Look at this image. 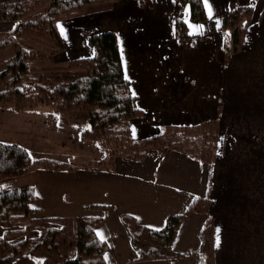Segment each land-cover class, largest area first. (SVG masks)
Masks as SVG:
<instances>
[{"label": "crops", "instance_id": "1", "mask_svg": "<svg viewBox=\"0 0 264 264\" xmlns=\"http://www.w3.org/2000/svg\"><path fill=\"white\" fill-rule=\"evenodd\" d=\"M203 1L207 14L204 20L192 18L189 3L178 0H116L103 7L101 3L89 4L92 8L85 6L68 19L57 20L63 47L53 55L54 60L91 56L94 47L89 43V35L115 30L124 73L142 109V116L130 120L134 138L155 134L164 124H194L216 118L221 93L228 82L226 67L221 69L226 37L221 28L222 19L232 6H252L251 20L239 51L246 55L264 40V0ZM178 17L187 25L190 38L186 42H181L175 33ZM14 29L13 21L0 20L1 33H11ZM0 115V140L16 142L27 149L33 145L50 146L51 140L40 135L45 128L42 125L45 122L50 127L59 125L53 112L16 113L0 108ZM82 129L75 130L80 139L73 155L55 158L76 166L75 169L36 168L16 184L34 187L38 200L32 203L30 219L66 220L65 232L58 239L63 257L58 258L41 247L33 256L23 252L3 264H43L46 258L52 259L51 264H61L73 258L77 253L75 218L78 216L101 219L96 234L106 242L107 264H264V222L244 223L246 202H234L232 196L245 198L243 180L257 170L264 174L263 159L258 156L249 162L234 159L231 166L236 171L226 165L219 174L215 164L212 166L177 150L169 149L160 155L157 150L149 149L141 161L118 156L113 170L84 168V160H98L103 157V151L95 142L80 137ZM14 130L16 134L8 137L2 133ZM72 130H68L64 141L72 138ZM76 150L81 152L78 156ZM240 163L246 165L245 170ZM196 197H209V212L189 209ZM172 214L182 215L171 242V251L178 255L141 258L123 215L132 216L139 226L162 229ZM210 218L214 221V255L204 259L200 253V231ZM35 232L40 237L44 229L30 230L26 235L33 238ZM141 245L144 249L161 246L149 236L143 238Z\"/></svg>", "mask_w": 264, "mask_h": 264}, {"label": "trees", "instance_id": "2", "mask_svg": "<svg viewBox=\"0 0 264 264\" xmlns=\"http://www.w3.org/2000/svg\"><path fill=\"white\" fill-rule=\"evenodd\" d=\"M104 1L107 0L0 1V20L15 23L13 32H0V51L6 48L13 50L12 57L5 61L6 69L0 71V84L5 85L4 89L0 88V106L20 111L34 108L38 103H49L60 125L70 123L76 115H86L89 125L80 131V137L94 141L103 151V157L98 160H85L82 164L84 168L113 170L118 156L141 161L149 149L157 150L160 155L174 149L212 165L216 143V129L212 127V120L196 124H164L155 134L143 139L133 137L130 120L139 117L142 109L138 106L137 99L131 92L130 82L125 76L116 31L91 33L89 43L94 47V54L71 59L69 66L74 72L70 73L69 78L52 83L37 82L30 85L29 90L23 85L31 58L35 54L34 49L20 42L22 31L27 28L45 31L58 40V46L63 47L57 20L68 19L87 4ZM179 1L189 3L192 18H207L203 0ZM251 11V5H237L231 7L223 17L221 28L226 32L225 52L228 56L240 49ZM175 33L183 42L189 36L186 22L182 18L175 19ZM36 168L73 170L76 166L47 158H35L25 146L0 140V179L15 177ZM37 200L34 187L30 184L0 190V225L5 228L0 236V253L7 252L0 257V264L11 262L23 252L33 256L41 247H45L58 258L63 257L58 239L65 232L66 220L62 217L30 219L32 203ZM209 205V197H196L189 209L206 213L209 212ZM123 219L141 258L155 259L178 255L171 251V242L181 222V214L170 215L162 229L139 226L130 215H123ZM100 223V218H75L77 253L61 264H107L104 257L106 242L96 234ZM42 228L44 233L40 237L31 238L26 235L30 230ZM200 234V253L204 259L212 257L213 218L203 225ZM145 236L159 242L161 246L144 249L141 244ZM51 262L52 259L49 258L42 260L43 264Z\"/></svg>", "mask_w": 264, "mask_h": 264}, {"label": "rangeland", "instance_id": "3", "mask_svg": "<svg viewBox=\"0 0 264 264\" xmlns=\"http://www.w3.org/2000/svg\"><path fill=\"white\" fill-rule=\"evenodd\" d=\"M104 2H107V4H103ZM104 2H101V7L109 5L108 3L110 1L107 0ZM91 4L99 5V3ZM92 5L87 4L86 7L92 8ZM38 9H36V11ZM252 11L250 14V20ZM189 38L190 35L186 38V41ZM19 40L22 44L34 49L33 54H35V56L31 58L29 72L23 79V85L25 87L27 86V90L30 89V85H34L37 82L52 83L58 80H65L67 79V77L69 78L70 73L73 74L74 71H72L69 66V61L73 58H67L66 61L54 60L53 55L61 49V47L58 46V40L54 36L39 29L28 28L25 34H20ZM263 44L264 40H260L254 50H250L248 54H243V56L241 55V52H239L242 44L238 51L232 52L229 56L225 52L224 66H222L221 69H223V67H226L228 82L227 86L221 93L222 100L219 105V113L216 118L200 121H214L212 127L216 129V143L214 145V155L212 156V166L214 164L216 165V171L219 174L221 173V171H223L226 165L232 167V169L235 170V167L231 166V163L234 162V159H238L243 162H249L251 161V159H254L255 156H258L259 159L264 160V46L261 48V50H259V47ZM12 55L13 50L11 48H6L0 51V71H4L6 69L5 61L12 57ZM74 69L78 70L79 68H73V70ZM229 83H232V86L229 85ZM1 87L4 89L5 85L0 84V88ZM131 92L137 99V96L132 91V89ZM0 108L7 109L16 113H26L32 111L55 113L49 103H38L34 106V108L22 109L20 111H15L1 106ZM140 116H142V114ZM85 123L89 125L88 118L84 114L76 115L68 124H64L61 126L60 124H57L54 127L48 126L46 122L42 125V122L40 120V125L45 126L43 132L40 135L41 137L50 139L51 145L44 147H42V145H33L31 149H28L31 150L30 153L35 158H47L57 161L55 158H64L62 157L64 156L63 154H65L67 158H70L73 155L74 148L79 145L80 138L75 133V130L78 127H88V125H86L85 127ZM70 125L71 127L69 128ZM69 129H73V133L70 134L72 135V138L67 137V141H64V136ZM2 133L6 135V137H8L16 134V131H4ZM247 133L253 134L249 136L247 135ZM65 148L68 152L65 151ZM75 153L78 156L81 152L76 150ZM240 165H242L243 169L245 170L244 167L246 165H244L243 163H240ZM27 173L28 172L15 177L1 178L0 190L14 187L16 186V184H20L24 180L23 177H25ZM243 181L245 182L244 184L246 186L245 193L243 194L245 198L242 199L241 197L236 199L235 194H232V196L233 199H235L234 202L240 203L242 202V200L243 202H246V205L242 203L246 214L244 223L258 224V222H264L263 172L257 170L247 178H245V180ZM23 185H26V183ZM3 229L5 230V228L0 225V236H2L4 233ZM38 235L39 233L35 232L31 236L33 238H37ZM6 253L7 252L0 253V257L4 256Z\"/></svg>", "mask_w": 264, "mask_h": 264}]
</instances>
